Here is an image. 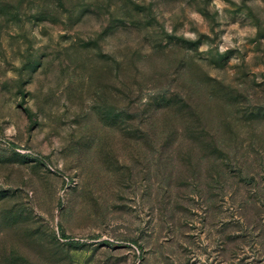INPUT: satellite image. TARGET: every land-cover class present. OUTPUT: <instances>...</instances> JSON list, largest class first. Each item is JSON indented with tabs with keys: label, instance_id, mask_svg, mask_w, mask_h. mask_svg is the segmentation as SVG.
I'll return each instance as SVG.
<instances>
[{
	"label": "rangeland",
	"instance_id": "374dc122",
	"mask_svg": "<svg viewBox=\"0 0 264 264\" xmlns=\"http://www.w3.org/2000/svg\"><path fill=\"white\" fill-rule=\"evenodd\" d=\"M0 264H264V0H0Z\"/></svg>",
	"mask_w": 264,
	"mask_h": 264
}]
</instances>
